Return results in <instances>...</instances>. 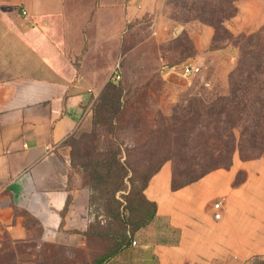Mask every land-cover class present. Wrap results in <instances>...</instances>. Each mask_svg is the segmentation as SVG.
<instances>
[{
	"label": "crops",
	"instance_id": "crops-1",
	"mask_svg": "<svg viewBox=\"0 0 264 264\" xmlns=\"http://www.w3.org/2000/svg\"><path fill=\"white\" fill-rule=\"evenodd\" d=\"M74 1L0 0V234L13 242L38 228L42 242L56 243L77 199L88 197L66 140L106 82H96L79 58L113 21L107 12L119 11L121 34L153 13L160 36L187 29L197 52L187 62L200 67L206 54L235 53L231 45L209 50V25L162 18L163 0ZM235 3L236 14L225 22L231 34L264 24V0ZM161 79L169 97L189 80L178 65L165 68ZM171 180L165 162L142 191L153 205L151 219L105 264H249L264 257V158L235 156L228 167L175 189ZM218 200L221 217L214 219Z\"/></svg>",
	"mask_w": 264,
	"mask_h": 264
},
{
	"label": "rangeland",
	"instance_id": "rangeland-1",
	"mask_svg": "<svg viewBox=\"0 0 264 264\" xmlns=\"http://www.w3.org/2000/svg\"><path fill=\"white\" fill-rule=\"evenodd\" d=\"M179 3L163 0L160 13L162 18L185 26L193 21H181L175 10ZM118 12H107L115 21L104 26L99 38L95 33L92 45L85 47L79 58L91 67L96 82L106 80L105 84L120 91L117 108H110L101 95L104 84L69 139L88 197L77 199L56 243L42 242L36 231L28 239L14 242L1 233L0 264H93L95 258L115 249L126 236L131 238L135 228L147 222L151 207L143 198L142 186L156 167L170 162L175 180L182 182L187 173L195 176L200 165L206 164L209 170L228 166L235 156L264 158V123L253 143L243 134L245 129L246 133L252 131L247 129V121L240 127L225 122L230 134L224 136V124L218 122L221 118L205 109L228 90L229 74L238 56L236 46L231 57L206 54L199 74L169 97L163 92L161 72L168 66L180 67L197 54L187 29L160 36L150 21L153 13L141 17L135 28L134 23L127 24L121 34ZM225 37L216 34L215 44H224ZM114 75L118 78H112ZM120 185L123 188L116 191ZM249 264H264V257Z\"/></svg>",
	"mask_w": 264,
	"mask_h": 264
},
{
	"label": "trees",
	"instance_id": "trees-1",
	"mask_svg": "<svg viewBox=\"0 0 264 264\" xmlns=\"http://www.w3.org/2000/svg\"><path fill=\"white\" fill-rule=\"evenodd\" d=\"M175 10L178 12L181 17V21L184 23L189 21H197L213 28L215 37L213 34L209 50L219 49L227 45H231L233 47L236 46L238 50V56L236 65L229 74L227 85L228 90L223 97L216 100L213 104L206 106L205 109L206 112L210 113L211 115L216 114L217 117H220L221 120H223H219L218 122L222 124L226 122L225 124H228L229 127H240L243 126L247 121V129H252V131L246 133L245 129L243 134H245V137L249 136L247 138H249L254 143L258 136L256 131L258 130V127L264 123V24H262L255 31L248 34L240 33L236 36L230 35L225 28V22L233 17L237 12L234 0H180V3L175 7ZM219 33L226 34V37L223 38L226 40V42L222 45L215 44L216 34ZM231 40L235 41V45L229 43ZM189 56L191 55H187L186 58ZM101 95L106 106L115 108L116 102L120 96V91L115 89V87L111 84L106 83L101 90ZM200 104L201 102L198 103L199 109H201ZM224 118L227 120L225 121ZM225 124L224 128L226 130L223 135L227 136L230 133L227 134V129L229 127H225ZM212 136L213 133H211L210 137ZM70 137L71 135L67 138L66 143L71 148V165L75 170L78 171V168L81 167V165L77 163L75 148L69 141ZM137 150L138 148L133 149L127 152V155L130 156V154L132 155ZM254 158H258V156L252 158L244 157L242 160ZM160 166L156 167L154 171H152V173L148 176L147 180L143 182V189L146 186L149 178L160 168ZM207 167L208 166L206 164L198 166L197 168L200 170L197 171L196 175L189 177V174L187 173L183 176L184 178L182 179V182H177L175 180V175L172 168L171 187L173 189L178 188L195 181L213 169L221 168L216 167L208 170ZM121 188H123L122 185L116 187L115 190H121ZM145 202L151 207V211L147 220V222H149L152 217L153 205L147 201ZM146 223H143V225ZM143 225H139L135 229H138ZM32 226L35 227L36 225ZM35 231L38 234L40 232L38 228L34 229V232ZM129 240L130 236L128 235L124 238L122 243L115 247V249L109 253H104L95 258L93 264H105L118 252L122 246L126 245Z\"/></svg>",
	"mask_w": 264,
	"mask_h": 264
},
{
	"label": "built area",
	"instance_id": "built-area-1",
	"mask_svg": "<svg viewBox=\"0 0 264 264\" xmlns=\"http://www.w3.org/2000/svg\"><path fill=\"white\" fill-rule=\"evenodd\" d=\"M22 14H25L24 11H21ZM201 68L200 65H196L193 63H189V62H185L182 63L181 66L179 67V72L180 74L187 78V79H191L194 76L198 75L200 72ZM112 78H118L117 75H114ZM222 205V201L218 200L213 204V209H215L216 211L213 213V218L214 219H219L221 217V214L219 212V209L221 208ZM132 244H134V242H132Z\"/></svg>",
	"mask_w": 264,
	"mask_h": 264
}]
</instances>
